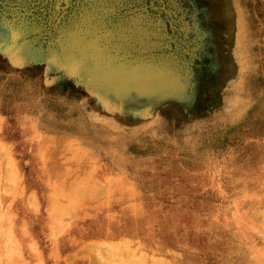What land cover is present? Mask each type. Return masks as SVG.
Here are the masks:
<instances>
[{"label": "rangeland", "instance_id": "rangeland-1", "mask_svg": "<svg viewBox=\"0 0 264 264\" xmlns=\"http://www.w3.org/2000/svg\"><path fill=\"white\" fill-rule=\"evenodd\" d=\"M0 34V264H249L233 214L264 213V0H0ZM98 61L164 92L131 79L106 106Z\"/></svg>", "mask_w": 264, "mask_h": 264}, {"label": "bare ground", "instance_id": "bare-ground-1", "mask_svg": "<svg viewBox=\"0 0 264 264\" xmlns=\"http://www.w3.org/2000/svg\"><path fill=\"white\" fill-rule=\"evenodd\" d=\"M239 6H240L239 11L245 14V10L244 8H242L240 3H239ZM234 28L236 32L237 41L244 42L245 37L243 34V27L240 24V22H236L235 20ZM1 38H2V35L0 34V39ZM68 61H71V58H69ZM72 61L75 63V60H72ZM241 64L243 63H240L239 70L237 68L233 70L232 68L229 67L227 69L228 71L227 75L230 79H233V80L239 79L240 83L241 81L243 83V65L244 64L243 65ZM117 75H120V77ZM85 77H88V79L90 80L93 78H97L100 81V83H102L106 91L111 93L110 94L111 97L108 100H106V102L108 101L106 106H109V107L116 105L117 101L121 100V97H123L127 93L128 91L127 82L131 79H135V80L140 79L141 82L143 83V86H142L143 88L144 87L148 88V86L151 85V89H149V91L152 95L154 94L156 96H160L164 92V89L159 84L167 83L166 81H164L165 80L164 77L161 76L160 74L148 73L145 76H140L137 72H134V71L124 72L122 67H115V66L112 67L111 66L110 69H106V67H104L99 61L97 62V64L94 63L93 67L85 71ZM241 105L242 104H240L239 106H232V109L228 112L232 113L236 110L238 111L239 108H240L239 111H241L244 104L242 106ZM96 124L98 125L99 128H102V129L108 126L106 120H100ZM92 144H93V141L91 142V145ZM65 168L68 169L66 165H65ZM58 173L63 175L61 170H58ZM80 186H81V183H76L72 191L69 188V189H66L64 193L69 194L70 197H75L76 195L80 194V190H79L81 188ZM31 198H33V196H30V199ZM80 200H81L80 198H77V199H74V201L71 200L70 203L74 202L78 204L80 203ZM233 217H240V220H241L240 226L242 230L247 235L251 236V240H252L251 248L253 249L255 253L251 255V258L249 257L250 258L249 264H258V260L260 257H261L260 261L264 263V247L258 243L259 239L264 240V213L255 212L254 214V213L245 212V214H243L242 212H235L233 214ZM260 218L262 221H260ZM213 225H214V222L211 221V226ZM139 257H141V259H143L145 262L149 261L146 258V256H144L143 254H141ZM155 264H171V263L167 259H162L158 257L157 262Z\"/></svg>", "mask_w": 264, "mask_h": 264}]
</instances>
